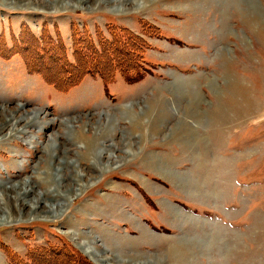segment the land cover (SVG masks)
<instances>
[{
    "label": "rangeland",
    "instance_id": "rangeland-1",
    "mask_svg": "<svg viewBox=\"0 0 264 264\" xmlns=\"http://www.w3.org/2000/svg\"><path fill=\"white\" fill-rule=\"evenodd\" d=\"M66 1L0 0V105L38 113L0 131V264H100L82 244L106 264H264V0ZM73 26L95 42L127 28L151 73L60 90L11 52L20 33L22 50L60 38L73 62ZM46 164L81 184L60 191L59 213L8 203L19 183L51 201Z\"/></svg>",
    "mask_w": 264,
    "mask_h": 264
},
{
    "label": "trees",
    "instance_id": "trees-1",
    "mask_svg": "<svg viewBox=\"0 0 264 264\" xmlns=\"http://www.w3.org/2000/svg\"><path fill=\"white\" fill-rule=\"evenodd\" d=\"M118 29L116 26L110 27L112 38L107 39L97 28L98 42H95L87 31L85 37L81 38V31L73 26V62L68 61L60 38L57 40L60 43L56 44L54 40L43 36L41 44L38 41H29V49L22 50L25 45L21 44L24 43V38L20 33L18 38L13 39L11 52H19L28 71L40 74L49 84L60 90L76 85L87 74L98 75L103 83L108 84L115 78V73H118L126 83H135L151 73L146 58L149 43L127 28ZM149 30L154 34L159 33L156 27ZM1 52V56L6 54Z\"/></svg>",
    "mask_w": 264,
    "mask_h": 264
},
{
    "label": "bare ground",
    "instance_id": "bare-ground-1",
    "mask_svg": "<svg viewBox=\"0 0 264 264\" xmlns=\"http://www.w3.org/2000/svg\"><path fill=\"white\" fill-rule=\"evenodd\" d=\"M32 1L33 2L38 1L39 3L41 1H43V2L51 3V4L60 3L62 5H66V6H69V5L70 6L71 5L74 6L73 3H70L69 1L67 2L66 0H32ZM76 1H77V3H85V0H76ZM121 2L125 3L126 1L125 2L121 1ZM141 3L142 2H140L139 5ZM176 91H178V90L176 89ZM20 111H21V107L20 106H14L12 108L3 106V108H2L1 105H0V116L3 113L5 114V117L3 119H0V131L5 126H11V127L15 126L16 127V125L20 124L22 121L24 122L25 119H27V121L24 122L25 123L24 126H31L30 125L31 121L33 122V120L38 115V113H35L33 111H28V110L26 111L25 115L23 113H21L23 115H19ZM39 114L42 115V113H39ZM15 117H17L16 120H13V119H15ZM17 132L19 133V131H17ZM80 132H82V131H80ZM84 138H85V136H84ZM78 141H76V142H78ZM84 144H85V147L89 148L92 143H91V140H90V142L85 141ZM98 147H99V145L97 146L96 150L98 149ZM109 147H110V145H109ZM124 147L128 148V149L125 150V154L130 152L129 147H127V145H125ZM89 151H90V153L88 151L87 152L89 154H92V150L89 149ZM119 151H120V149H119ZM93 152H94V150H93ZM100 152L103 153V154H106L107 158L111 159V161L112 160L116 161V160H114L116 157H120V159L118 160V161H120L122 159V157H124V156L121 157L122 154L115 155L116 157H114L113 155L107 154L108 151L103 150V149H102V151L100 150ZM95 154H98V153L95 152ZM56 161H57V159H56ZM47 165L48 164H46L45 179H46V177L50 178V176H52V178L54 180V177H53L52 173L49 171L50 168L49 167L47 168ZM58 165L60 167L58 170L63 169L64 166H68L67 163L63 162V160H59ZM56 174L59 175L60 178H58L57 176H56L57 178L55 177L56 178L55 180H59V181H55L54 180V189H52V191L51 190L49 191L47 189V191L44 192V194H47V195L50 196L51 201H47V202H46V200L42 201V196H40L39 193L35 192V189L33 188V186L30 185L31 187L29 188V184L19 183V185L13 184V185H11L9 187H3L2 190L5 191V194H6V192L11 193V194L12 193H16V194H14L15 196H13V197L9 196L7 202L10 203V204L12 202L13 203L14 202H18V206L20 208L27 209V211H26L27 213L30 212L31 214H33V213H38V212H44V213L50 214L49 216H51V217L56 216L59 213V211H60L59 208L61 206H63V203L57 202L56 198H59V196H60V199L64 200L61 197L60 191L63 192V191H66V190L68 191L69 190V192H71V191H75V190L81 189V187H80L81 184L80 185L79 184L73 185L71 182H68V180L65 177L61 176L59 173H56ZM78 175L76 174V176H74V180H82L81 176H78ZM65 179H66V182L64 181ZM52 188H53V186H52ZM48 192L52 193V195L49 194ZM30 196H32V198H30ZM0 200H2V201H0V218H1L0 221L4 222V221L8 220V218L10 217L11 214H10L9 210L7 211V209H8L7 203L3 202L4 198H2V199L0 198ZM13 208H14V206H12V209ZM194 241H197V239H194ZM194 241H192V242H194ZM82 245H83V247L80 245L82 247L81 249H84L85 252L88 253V255H90V257L93 258L94 261H96V262L99 261L102 264H106L105 261H107V259L103 258V257L102 258L98 257L96 249L91 248L90 246H87L85 244H82ZM140 258H142V257L140 256ZM145 259H148V261H145L144 263H140V262L137 263V262H133V261H136V260H131V262H129L128 264H132V263H134V264H148L149 263L150 264V263L153 262L152 260H150V258H145Z\"/></svg>",
    "mask_w": 264,
    "mask_h": 264
},
{
    "label": "crops",
    "instance_id": "crops-1",
    "mask_svg": "<svg viewBox=\"0 0 264 264\" xmlns=\"http://www.w3.org/2000/svg\"><path fill=\"white\" fill-rule=\"evenodd\" d=\"M145 78V77H144ZM144 78L138 82L135 83V87L138 86L139 84L141 85V83L143 82ZM134 84V83H133ZM196 206V205H195Z\"/></svg>",
    "mask_w": 264,
    "mask_h": 264
}]
</instances>
